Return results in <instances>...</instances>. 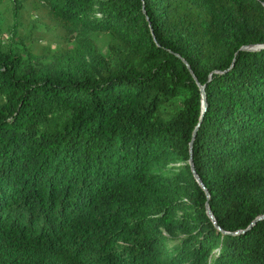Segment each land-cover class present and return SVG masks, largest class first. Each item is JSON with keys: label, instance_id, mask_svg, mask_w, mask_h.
<instances>
[{"label": "trees", "instance_id": "1", "mask_svg": "<svg viewBox=\"0 0 264 264\" xmlns=\"http://www.w3.org/2000/svg\"><path fill=\"white\" fill-rule=\"evenodd\" d=\"M11 2L0 264H264V0Z\"/></svg>", "mask_w": 264, "mask_h": 264}, {"label": "rangeland", "instance_id": "2", "mask_svg": "<svg viewBox=\"0 0 264 264\" xmlns=\"http://www.w3.org/2000/svg\"><path fill=\"white\" fill-rule=\"evenodd\" d=\"M12 2L11 0H0V41L6 45L8 41L10 40L11 32H12ZM34 27V33L33 35L36 36V43L41 45H49L51 48L56 47L57 41L59 40V36L57 32H51L48 34H43L40 31V28L38 26L33 25ZM23 28V27H22ZM27 29H24V32H26ZM9 39V40H8ZM106 43V37L103 35H100V44L101 46H104Z\"/></svg>", "mask_w": 264, "mask_h": 264}, {"label": "water", "instance_id": "3", "mask_svg": "<svg viewBox=\"0 0 264 264\" xmlns=\"http://www.w3.org/2000/svg\"><path fill=\"white\" fill-rule=\"evenodd\" d=\"M200 89H201V92H202V107H203V111H204V109H205V106H206V97H205V94H204V92H203V86H200ZM191 147H192V142L190 143V149H191ZM189 164H190V166H191V171H192V173H193V176L195 177V179L198 181V183L203 187V184H202V182H201V180H200V178L198 177V175H197V173H196V171H195V168H194V165H193V162H192V158L190 157V159H189ZM204 188V187H203ZM206 209H207V213H208V215L213 219V216H212V214H211V212H210V209H209V207H208V205L206 204ZM264 216H261V217H259V218H263Z\"/></svg>", "mask_w": 264, "mask_h": 264}]
</instances>
